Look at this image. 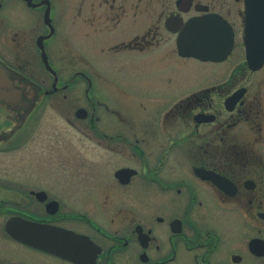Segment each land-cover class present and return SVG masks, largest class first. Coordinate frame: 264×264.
I'll return each instance as SVG.
<instances>
[{"label":"flooded vegetation","instance_id":"flooded-vegetation-1","mask_svg":"<svg viewBox=\"0 0 264 264\" xmlns=\"http://www.w3.org/2000/svg\"><path fill=\"white\" fill-rule=\"evenodd\" d=\"M206 15L232 31L224 62L181 53ZM243 18L244 0H0V152L23 151L0 166V264H264V63Z\"/></svg>","mask_w":264,"mask_h":264},{"label":"water","instance_id":"water-1","mask_svg":"<svg viewBox=\"0 0 264 264\" xmlns=\"http://www.w3.org/2000/svg\"><path fill=\"white\" fill-rule=\"evenodd\" d=\"M245 7V41L248 47V59L250 63L255 61L262 63L264 51L261 54L263 56L260 55L261 59L257 60L255 44L259 49H264V0H245ZM181 40L183 45H187L188 52L185 53V56H195L203 61L219 62L230 53L233 34L228 25L218 20L195 19L187 25ZM0 83L8 85L3 79ZM7 92L5 90L4 95L10 94L9 91ZM4 100L8 101V98L4 97ZM24 237L21 239L37 246L41 245L61 255H70L71 247L66 245L63 238L59 240L60 237H47L41 242L39 238Z\"/></svg>","mask_w":264,"mask_h":264},{"label":"rangeland","instance_id":"rangeland-1","mask_svg":"<svg viewBox=\"0 0 264 264\" xmlns=\"http://www.w3.org/2000/svg\"><path fill=\"white\" fill-rule=\"evenodd\" d=\"M191 63H193V69L196 70V72H197V69L198 70H203V68L214 69L217 67V66L214 67V66L209 65V64H207V65L206 64H199L197 62H191ZM96 80L99 81L98 86H97V90L99 92L103 90L102 87H106V86L109 87L111 91H114V88L112 86L118 85V80H120V77L110 76V77H107L106 79L97 77ZM102 80H104V83L102 82ZM116 96H117V94H116ZM43 115H44V122H45L46 127L52 125L53 123L57 124V122H55L54 120L58 117V114H56L53 111V109H51L49 107L45 108ZM57 131H59L61 133H68L69 132V130H67L64 127V124L58 125ZM45 132H47V131H45ZM22 156H23L22 150H19L18 152L12 153V154L6 153V152H0V166L5 168L15 160H16V164H21ZM0 175L3 176L4 179L6 176H8L7 173L4 171H2V172L0 171Z\"/></svg>","mask_w":264,"mask_h":264}]
</instances>
